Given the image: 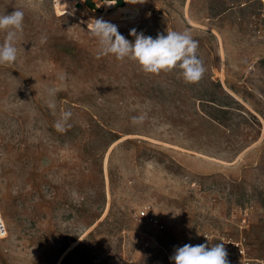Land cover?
I'll return each instance as SVG.
<instances>
[{
  "label": "rangeland",
  "instance_id": "374dc122",
  "mask_svg": "<svg viewBox=\"0 0 264 264\" xmlns=\"http://www.w3.org/2000/svg\"><path fill=\"white\" fill-rule=\"evenodd\" d=\"M98 1L87 11L129 41L189 30L206 71L190 84L98 58L78 14L0 0L24 12L18 59L0 66V264H173L177 247L221 241L229 264H264V0H133L115 22Z\"/></svg>",
  "mask_w": 264,
  "mask_h": 264
},
{
  "label": "clouds",
  "instance_id": "9594fccd",
  "mask_svg": "<svg viewBox=\"0 0 264 264\" xmlns=\"http://www.w3.org/2000/svg\"><path fill=\"white\" fill-rule=\"evenodd\" d=\"M24 12L14 10L10 14L0 15V32L5 33L4 42L0 43V66L13 65L18 59L17 42L23 34ZM90 35L98 41V58L114 56L117 60L129 59L136 62L146 74H159L180 70V76L185 83L199 82L206 69L203 61L198 58L199 41L193 38L192 33L184 31H167L157 34L155 38L137 34L135 29L130 31L134 41H129L119 31L116 25L100 19H92L88 23ZM47 41L42 35L40 42ZM63 80L64 76H60ZM55 90L48 91L47 106L55 112L56 104L51 97ZM73 113L70 110L62 111L54 124L58 132H65L71 127L69 120ZM143 116L133 117V123L142 122ZM208 240V239H207ZM225 243L191 245L185 244L175 248L170 257L173 264H229Z\"/></svg>",
  "mask_w": 264,
  "mask_h": 264
},
{
  "label": "bare ground",
  "instance_id": "6f19581e",
  "mask_svg": "<svg viewBox=\"0 0 264 264\" xmlns=\"http://www.w3.org/2000/svg\"><path fill=\"white\" fill-rule=\"evenodd\" d=\"M54 4L58 10L63 9L64 11L70 12V14L74 12L79 15V18H82L83 20L85 19L88 22L92 19H97L93 16L94 14H96L95 13L96 10L95 11L89 10L90 12H88L86 9L84 0H54ZM97 6L105 12L113 10V13H112L113 15L111 17V19L113 20L109 19V21H113V22L121 21L119 20L120 18H123V17L127 18L129 16H132L136 12V6L133 0H125V6L123 7H116L115 0L98 1ZM61 12L62 11H59V13ZM3 237H6V236H2L0 238H3Z\"/></svg>",
  "mask_w": 264,
  "mask_h": 264
},
{
  "label": "built area",
  "instance_id": "2783aa9c",
  "mask_svg": "<svg viewBox=\"0 0 264 264\" xmlns=\"http://www.w3.org/2000/svg\"><path fill=\"white\" fill-rule=\"evenodd\" d=\"M137 219L140 221V222H146L148 223L149 225L155 227V228H159V229H163V225L160 223V221L155 217V216H152L150 215L147 211L143 210L141 212H139L137 214ZM8 233V226H7V223L4 219V216H3V213H2V209H1V206H0V237L2 236H6ZM230 245H232L234 248L237 249V251L239 252V254L245 258V255H246V249L244 247V243L242 240H240L239 242L237 243H233L232 241L229 242Z\"/></svg>",
  "mask_w": 264,
  "mask_h": 264
},
{
  "label": "trees",
  "instance_id": "16d2710c",
  "mask_svg": "<svg viewBox=\"0 0 264 264\" xmlns=\"http://www.w3.org/2000/svg\"><path fill=\"white\" fill-rule=\"evenodd\" d=\"M116 1H118V0H116Z\"/></svg>",
  "mask_w": 264,
  "mask_h": 264
}]
</instances>
